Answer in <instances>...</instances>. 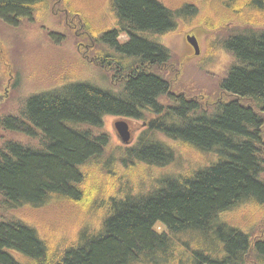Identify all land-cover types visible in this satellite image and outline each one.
<instances>
[{
  "label": "trees",
  "instance_id": "16d2710c",
  "mask_svg": "<svg viewBox=\"0 0 264 264\" xmlns=\"http://www.w3.org/2000/svg\"><path fill=\"white\" fill-rule=\"evenodd\" d=\"M53 2L89 44H79L83 56L120 75V90L64 82L29 97L18 116L0 118V128L38 134L41 141L39 147H0V196L8 209L60 201L103 221L74 243L52 245L16 218L2 219L0 264H264V0H196L222 24L231 16L249 28L223 43L236 64L221 84L229 99L211 110L170 91L160 75L170 51L152 39L172 32L178 20L193 21L195 3L172 10L162 0H108L115 23L99 26L74 0ZM50 3L0 0V20L16 27ZM165 95L173 103H161ZM106 116L152 119L116 159L106 155L108 136L90 130L101 128ZM176 147L216 160L188 174L171 173L149 192L116 177V160L126 170L173 166Z\"/></svg>",
  "mask_w": 264,
  "mask_h": 264
},
{
  "label": "rangeland",
  "instance_id": "374dc122",
  "mask_svg": "<svg viewBox=\"0 0 264 264\" xmlns=\"http://www.w3.org/2000/svg\"><path fill=\"white\" fill-rule=\"evenodd\" d=\"M162 1L172 10L195 3L198 15L193 21L178 20L172 32L152 37L155 42L165 46L171 55L168 68L160 75L169 83L171 92L200 100L203 109L211 110L216 103L229 99L222 92L221 84L231 66L236 64V59L224 49L223 43L232 35L249 28L234 22L229 14L230 21L222 24L221 19L217 18L213 11L203 12L200 3H196V0ZM74 6L80 10L82 16L91 19L99 26H110L115 23L108 0H74ZM49 7L45 11L38 8L39 10L31 18L23 19L16 27L0 20V118L18 116L29 97L62 86L64 82L80 81L105 90L114 92L120 90L122 78L119 74H114L113 69L99 70L92 65L90 56H87V59L83 56V46L89 44L77 38L79 31L77 24L69 22V16L61 14L60 7H57L53 0ZM256 28L258 27H255V30H258ZM188 36L196 37L199 55H195L194 50L187 43ZM120 41L124 42L126 38L122 36ZM80 43L83 46L79 47ZM171 102L173 103V100L167 95L161 100L164 105H169ZM150 119L151 116H146L144 120L106 116L101 128L90 130L95 135L108 136L109 146L106 155H113L118 159L127 147L135 145L146 132L147 122ZM121 122L127 124L130 131L128 145L121 142L116 129L117 124ZM8 142L33 147L41 145L38 134L37 137H27L0 128V147ZM175 150L176 162L168 168H152L136 164L130 170H126L127 168L121 167L120 160H116V177L128 179L131 186L149 192L157 186V181L171 173L188 174L216 160L215 154H202L181 147H176ZM93 172L96 177L103 176L98 171L96 173V170H92ZM100 182L103 184V181ZM91 183V186L96 184L94 180ZM244 210L245 208H241V213ZM233 215L237 218L238 212ZM92 216L86 217L75 205L60 201H51L38 208L25 206L8 209L0 196V220L16 218L36 230L41 239L52 242V245L64 241L74 243L81 231L97 230L103 219L100 216ZM261 222L264 224V219Z\"/></svg>",
  "mask_w": 264,
  "mask_h": 264
},
{
  "label": "water",
  "instance_id": "95a60500",
  "mask_svg": "<svg viewBox=\"0 0 264 264\" xmlns=\"http://www.w3.org/2000/svg\"><path fill=\"white\" fill-rule=\"evenodd\" d=\"M187 43L194 49L195 55H199V45L195 36H188L186 38ZM117 132L120 137V140L123 144L128 145L130 142V132L128 125L125 123L117 124Z\"/></svg>",
  "mask_w": 264,
  "mask_h": 264
},
{
  "label": "flooded vegetation",
  "instance_id": "af4514ba",
  "mask_svg": "<svg viewBox=\"0 0 264 264\" xmlns=\"http://www.w3.org/2000/svg\"><path fill=\"white\" fill-rule=\"evenodd\" d=\"M126 38V40H127V37H125Z\"/></svg>",
  "mask_w": 264,
  "mask_h": 264
},
{
  "label": "bare ground",
  "instance_id": "6f19581e",
  "mask_svg": "<svg viewBox=\"0 0 264 264\" xmlns=\"http://www.w3.org/2000/svg\"><path fill=\"white\" fill-rule=\"evenodd\" d=\"M117 129V128H116ZM130 132V131H129Z\"/></svg>",
  "mask_w": 264,
  "mask_h": 264
}]
</instances>
